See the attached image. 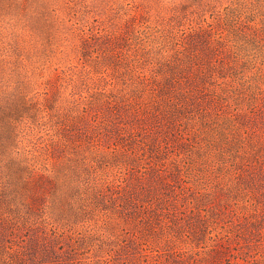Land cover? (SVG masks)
Masks as SVG:
<instances>
[{"label":"trees","instance_id":"obj_1","mask_svg":"<svg viewBox=\"0 0 264 264\" xmlns=\"http://www.w3.org/2000/svg\"><path fill=\"white\" fill-rule=\"evenodd\" d=\"M229 1L222 8H214L210 18L206 11L199 15V21L194 20L195 13L193 19L186 16L182 20L183 28L173 20L154 23L143 17L137 21L135 18L122 34L104 35L102 30L92 32L84 42V70L93 66L102 78H107L102 75L106 71L100 69L109 64L120 67L124 55L132 53L135 66L131 82H126L130 91L125 87L116 94L101 84L79 83L71 77L67 84L71 83L74 91L70 96L59 94V102H71L70 113L85 104L90 115L72 126L68 124L69 118L59 116L60 120L54 121L52 127L54 141L59 135V141L65 146L71 143L82 148L84 146L78 143L88 141L90 151L121 149L126 153L139 145L143 152L162 154L173 146L174 154L179 156L175 159L176 167L170 171L161 168L166 167L168 161L164 158L162 162H155L152 169L134 167L117 180L91 176L92 181L91 177L85 181L86 185L95 188H88L86 197L82 198L87 202L86 208H90L91 202L106 216L113 215L117 220L132 223L141 231L126 229L128 237L121 244L125 247L128 241L132 243V248L136 249L133 258L116 261L110 257L105 259V264H222L223 254L214 245L203 253L180 245L186 242L206 244L213 239L212 232L219 227L217 213L214 212L212 218L209 211L213 196L218 190L237 185L243 186L241 192L248 196L243 204L248 210L243 214L248 217L260 214L259 219L256 218L259 223L248 220L247 225L253 229L247 231L248 227L244 226L227 230L226 238L230 240L234 236L242 243L264 228V0ZM100 46L106 47L101 49ZM20 99L27 101L25 97ZM108 102H117V108L109 111ZM124 102L151 103L150 106L138 105V112L134 114ZM227 102H235L232 104L234 113H225ZM102 105L107 112L99 109ZM215 106L219 108L213 128L210 114ZM57 109L60 110V105ZM188 115L192 116L190 120L186 119ZM197 115L201 116L202 128L195 130L197 135L192 141L193 137L189 140L178 126L184 125L183 122H196ZM69 127L77 129L69 133ZM242 131L243 137L233 135V138L232 134ZM226 133L229 135L223 136ZM181 146L182 149L186 146L184 151ZM194 146L215 166L222 163L215 168L214 179L218 185H213V179L205 181L200 176L202 171L191 153L195 152ZM228 146L236 148L227 152ZM143 152L141 154L145 156ZM215 153L218 158H210ZM190 156L192 158L187 162L183 161ZM239 164L243 166L238 167ZM226 169L231 170L235 183L226 177L229 173ZM191 212H198L204 219V224H192L193 231L186 228V216ZM236 213L234 210L230 221L225 222L226 228L233 227ZM11 215L0 212V256L4 261L14 254L23 257L30 249H35L38 240L35 241L34 234L28 232L41 224L35 217L23 226ZM99 223L104 227V223ZM5 229L8 231L6 236ZM97 229L98 234H105L104 228L90 227V231ZM49 237L56 243L53 251L46 250L50 252V260H61L63 264L80 262L77 260L80 258L78 237L74 231L68 237L55 231ZM167 241L174 246L170 252L165 247ZM60 256L71 258L60 259ZM240 258L248 263L252 256Z\"/></svg>","mask_w":264,"mask_h":264},{"label":"rangeland","instance_id":"obj_2","mask_svg":"<svg viewBox=\"0 0 264 264\" xmlns=\"http://www.w3.org/2000/svg\"><path fill=\"white\" fill-rule=\"evenodd\" d=\"M41 2L42 0H0V212L12 214L11 216H15L23 226L26 225L27 220L35 217L41 223L39 227L28 232L34 234L35 241L38 240L35 249H30L23 257L14 254L8 261L1 260L0 256V264H63L61 260H50L52 259L50 252L46 251L54 249L56 243L49 236L55 231L64 237L70 236L71 231H74L75 237H78L80 258L77 260L80 262L77 264H88L89 261L92 262L91 264H105V259L110 257L116 261L121 258L131 259L136 249L132 248L130 241L125 247L121 245L124 244L123 239L128 237L125 231L126 229L139 233L141 231H138V227L132 223L117 220L113 215L106 216L91 202L90 208H86L87 202L82 198L86 197L88 188L89 190L95 188L86 185L85 181L91 176L93 178L98 176L103 180H117L129 169L134 167L152 169L155 162H162L164 158H168V161L166 167L161 168L170 171L176 167L179 156L174 154L173 146L162 154L143 152L139 145L126 153L121 149L112 152L110 149L90 151L88 141L78 143L84 146L82 148L71 143L65 146L59 141V135H56L57 141H54L52 127L54 121L60 120L59 116L69 118L68 124L72 126L74 122L76 124V121L90 115L85 104H81L76 112L70 113L68 110L71 102H59V94L70 96L71 91H74L73 85L67 84L71 77L79 83L88 81V84L90 82L101 84V87H105L108 91L113 89L116 94L125 87L130 91V86L127 87L126 82H131L130 78L135 66L132 53L124 55L120 67L109 64L100 69L102 72L106 71L102 75L105 74L107 78H102L101 73L93 66L84 70L82 54L84 42L92 32L102 30L100 32L104 35L122 34L128 30L135 18L137 21L142 20L143 17L154 23L163 19L173 20L183 28L182 20L186 16L190 15V19L199 21L201 14L206 11V15L210 18V12L214 8H222L230 1L44 0L43 3ZM193 14L195 16L192 18ZM185 23L188 24L187 20ZM105 47L100 46L101 49ZM95 66L99 68L97 64ZM24 97L27 101L22 102L20 98L24 100ZM124 103L128 104L135 114L138 112V105L150 106L151 102ZM233 103L235 102H227L225 113L235 112ZM49 105L51 107H47ZM59 105L60 110L57 109ZM105 108L102 105L99 109L107 112ZM107 108L109 111L117 108V102H108ZM218 108L215 106L214 112L210 114L212 127L214 121L218 119L216 114ZM59 112L64 115H60ZM200 117L199 115L195 117L196 122H181L184 125L178 126L189 140L192 137V141L195 140L197 135L195 130L202 128ZM190 118L192 116L188 115L186 119L190 120ZM75 128L69 127V133ZM237 133L232 136L243 137V131ZM75 135L77 137V133ZM228 135V133L223 134L225 137ZM80 136L84 137L81 134ZM86 139L90 140L89 136ZM185 148L186 146H183V149L181 146V150L184 151ZM194 148L195 152L191 153H194L193 157L196 158L199 170L202 171L200 176L205 178V181L212 179L215 181L217 174L215 168L220 167L222 163L215 166L211 159L203 157L204 152L196 146ZM235 148L228 146L226 151H233ZM142 152L145 156L141 154ZM211 155L212 159L218 158L217 153ZM190 158L192 156L183 161L187 162ZM226 170L229 172L226 173V177L234 180L231 170ZM213 185H218L217 181ZM241 190H244V187L237 185L228 190H218L213 196L209 211L212 218L216 212L219 221V227L212 232L213 239L211 238L206 244L186 242L180 246L203 253L214 245L217 251L220 250L223 254L222 264H264V228L242 243L238 242L237 237L235 239L233 236L234 239L229 240L225 236L227 230L244 226V228L248 227L247 231L253 229V226L247 225L248 220L254 219L255 224L259 223L256 218L259 219L260 214L253 215L254 217L243 214L248 210L247 206H243L248 196ZM100 202L102 203V200H99ZM99 206L102 207L100 204ZM234 210L237 213L233 218V227L226 228L225 222L232 218L230 216L234 215L232 214ZM202 213L206 214L204 210ZM186 218L188 226L186 228L191 231L194 227L192 224L198 226L204 224V219L198 212H191ZM99 221L104 223V227H101ZM89 224L91 229L104 228L105 234H98L99 229L90 231ZM25 230L24 227L23 231ZM6 232L5 236L8 235L7 230ZM45 241H48V246ZM197 245L199 246L195 247ZM165 247L170 252L174 246L167 241ZM210 253L214 252L210 251ZM249 255L252 258L248 263L240 258ZM61 258L71 257L60 256Z\"/></svg>","mask_w":264,"mask_h":264}]
</instances>
